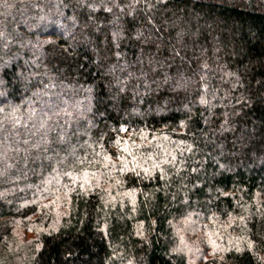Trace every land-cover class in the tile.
<instances>
[{
    "label": "trees",
    "instance_id": "16d2710c",
    "mask_svg": "<svg viewBox=\"0 0 264 264\" xmlns=\"http://www.w3.org/2000/svg\"><path fill=\"white\" fill-rule=\"evenodd\" d=\"M0 264H264V0H0Z\"/></svg>",
    "mask_w": 264,
    "mask_h": 264
}]
</instances>
